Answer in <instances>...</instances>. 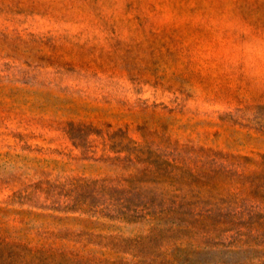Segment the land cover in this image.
<instances>
[{"label":"rangeland","instance_id":"obj_1","mask_svg":"<svg viewBox=\"0 0 264 264\" xmlns=\"http://www.w3.org/2000/svg\"><path fill=\"white\" fill-rule=\"evenodd\" d=\"M104 180L153 216L56 210ZM172 208L198 223L149 260L229 259L237 231L264 260V0H0V243L145 264L98 243L169 228Z\"/></svg>","mask_w":264,"mask_h":264},{"label":"trees","instance_id":"obj_2","mask_svg":"<svg viewBox=\"0 0 264 264\" xmlns=\"http://www.w3.org/2000/svg\"><path fill=\"white\" fill-rule=\"evenodd\" d=\"M81 192L74 198L72 205H67L63 209H56L64 212L82 210L85 213L97 214L101 213L109 219H121L126 222L133 223L145 219L146 215H152V213H144V210L138 208L139 205L132 207V201L129 199L124 191H120L115 187H111L108 181L104 180L102 183L99 181H83L82 185L77 186ZM147 208V207H145ZM162 214H172V220H168L171 224L169 228H155L154 231L145 237L137 238H120L114 237L109 238L106 242L100 241L98 244L105 248L110 249L115 253H130L134 258H141L145 264H252L251 260L246 254L248 250L242 249L243 245H259L253 243L254 238L251 237V241H242L240 231L236 232V236L233 237L231 245H224L226 247L237 246L240 250H228L227 252L231 255L229 259H221L214 261L213 263H201L198 259H189L188 257L177 256L174 260H167L160 263L149 260L150 259V247L149 244L157 242L159 233H172L171 238L178 240L179 235L185 233V229L190 225H196L197 220H190L185 217L186 213L181 209H164L161 211ZM190 213H188L189 215ZM221 220V216L217 215ZM214 223H218L217 218L212 216L208 217ZM54 237V241L63 238L68 240H74L75 242L81 241V235L77 236V239H71V235L51 233ZM86 245L94 243L92 239H85ZM55 242H51L47 247L46 244H40L36 247H31L29 242H1L0 243V257L6 256L11 264L22 263L30 264L28 258L33 261H40L43 264L50 258H56L60 256L62 260L70 261L71 259L79 258L78 252L71 251L67 252L63 247H53ZM181 251V250H179ZM30 256V257H27ZM182 258V259H180ZM148 262V263H146ZM77 264H82L79 262ZM141 264V263H140ZM260 264H264V260Z\"/></svg>","mask_w":264,"mask_h":264}]
</instances>
